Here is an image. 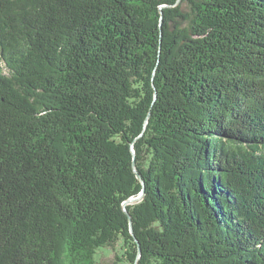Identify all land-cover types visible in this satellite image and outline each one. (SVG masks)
Wrapping results in <instances>:
<instances>
[{
	"label": "trees",
	"instance_id": "16d2710c",
	"mask_svg": "<svg viewBox=\"0 0 264 264\" xmlns=\"http://www.w3.org/2000/svg\"><path fill=\"white\" fill-rule=\"evenodd\" d=\"M118 243L264 264V0H0V264Z\"/></svg>",
	"mask_w": 264,
	"mask_h": 264
},
{
	"label": "rangeland",
	"instance_id": "374dc122",
	"mask_svg": "<svg viewBox=\"0 0 264 264\" xmlns=\"http://www.w3.org/2000/svg\"><path fill=\"white\" fill-rule=\"evenodd\" d=\"M122 254L121 243L115 245L113 249L106 248L97 251L96 253V264H114L115 256H120Z\"/></svg>",
	"mask_w": 264,
	"mask_h": 264
},
{
	"label": "water",
	"instance_id": "95a60500",
	"mask_svg": "<svg viewBox=\"0 0 264 264\" xmlns=\"http://www.w3.org/2000/svg\"><path fill=\"white\" fill-rule=\"evenodd\" d=\"M180 1H181V0H179V2H180ZM133 171H134V173L136 174L137 178H138L139 180H141L140 176L138 175V173H137V171H136V169H135L134 162H133ZM143 196H144V192L142 191V193H141L138 197L130 198L129 200H127L126 202H124L123 205H122V209L125 211V213H126V206H127V205H133V204H137V203H139V202L143 199ZM126 214H127V213H126ZM127 217H128V220H129L130 232H131V234L133 235V230H132V225H131V219H130V216H129V215H127ZM140 255H141V250H140V248H139V246H138L137 259L140 258Z\"/></svg>",
	"mask_w": 264,
	"mask_h": 264
}]
</instances>
